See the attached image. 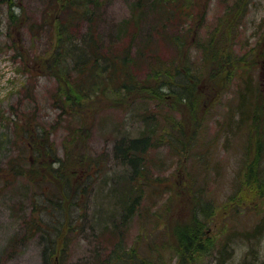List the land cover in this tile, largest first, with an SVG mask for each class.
Wrapping results in <instances>:
<instances>
[{"label": "rangeland", "instance_id": "obj_1", "mask_svg": "<svg viewBox=\"0 0 264 264\" xmlns=\"http://www.w3.org/2000/svg\"><path fill=\"white\" fill-rule=\"evenodd\" d=\"M100 1L103 4L92 10L91 20L76 21L73 32L78 30L79 37L93 29L105 51L121 50L134 40L138 77L146 76L160 58L178 64L188 55L190 70L209 83L203 93L197 90L195 107L172 96H140L127 103L92 97L67 113L55 105L57 78L40 70L41 61L56 50L55 19L46 13L50 0H0V264H45V243L29 230L33 217L41 219L33 207L37 188L27 176H10L11 163L25 162V153L26 161L31 157L17 125L49 129L58 156L67 159V173L82 174L91 158L103 163L88 203L89 218L82 222L86 230L71 229L64 247L67 262L92 264L97 246L108 245L102 250L106 253L121 236L122 243L131 247L147 228L153 242L172 238L171 223L190 215L187 204L192 205L193 189L198 198L214 204L213 222L204 234L216 235L215 245L225 249L204 254L192 264H263L264 192L257 188L259 183L248 181L246 165L258 168L257 134L264 123V115L259 127L247 119L253 115L252 100L255 105L257 94L264 97V0H146L140 7L135 0ZM46 18L50 22L45 25ZM125 22L128 26L121 27ZM171 37H177V43ZM216 37L226 40L217 59L228 52L234 56L224 71L213 63L204 65V42ZM174 120L185 125L184 152L166 140L171 137L168 121ZM142 135L151 139L143 155L147 181H154L150 189L129 179L132 168L116 149L121 140ZM247 143L252 152L246 158ZM134 198L141 201L144 213L151 210L149 216L134 213L122 219ZM258 223L262 226L253 231ZM53 230L55 237L59 228ZM57 241L63 246L60 238ZM148 241L142 238L140 255H146ZM161 251L167 256L165 264H177L178 255L170 248Z\"/></svg>", "mask_w": 264, "mask_h": 264}, {"label": "trees", "instance_id": "obj_2", "mask_svg": "<svg viewBox=\"0 0 264 264\" xmlns=\"http://www.w3.org/2000/svg\"><path fill=\"white\" fill-rule=\"evenodd\" d=\"M135 2L140 7L145 5L146 0H135ZM102 4L100 0H50L47 4L46 13L55 19L52 23L57 28V41L55 44L56 50L44 61H41L42 67H40V70L48 76L50 74V76L57 78V89L54 93L55 105L58 108H62L67 113H72L78 108L77 105L84 106L85 100L92 97L99 99L100 102H102V99H107L113 103H127L131 98L133 100L147 95L160 99L163 96L160 91L163 86L171 92H176L179 97L174 94H172V97L176 96V100L180 101L181 104H183V99L190 98L187 91L196 95L197 90L200 89L203 93L202 89L207 87L209 82L202 79V75L194 74L190 70L192 66L187 62L188 55H184L186 56L185 61H180L178 64L160 58L152 65L146 76L138 77L135 73V58L132 55L134 40L130 39V42L124 45L121 50L107 49L105 51L100 40L95 37L93 29L81 33L80 37L77 35L78 30L74 33V26L78 23L76 21L83 18L91 20L93 18L92 10L100 8ZM49 20L50 18H46L45 25L50 22ZM126 26H128L127 22L121 24V27L126 28ZM137 31H139L138 27L133 30L136 35ZM214 39L211 38L204 42L207 58V60L205 58L204 65L210 64L212 66L213 63V66H217L223 61L228 67L234 56L228 52L222 56V59H217V56H221L217 53L219 49H224L221 46L226 40L223 37L220 40L217 37ZM173 40L177 43L178 38L171 37L170 41ZM179 51L181 52L180 47ZM174 70L184 72V76L180 79H172L171 75ZM249 76H251L250 72ZM63 84L65 88H63ZM178 85H180L178 88L182 90L181 93L176 87ZM257 98L255 105L252 100V118H247L254 124V127H259L258 124H260L259 122L264 115V97L257 94ZM187 104L189 107L196 106L190 101ZM168 124L171 126L170 129H176L177 133L170 130L171 137L170 139L166 138V140L170 145L173 143V146H175L176 139L179 140L178 148L181 152H184L186 149L185 125L179 120L168 121ZM20 127L22 126L17 125L16 127L17 134H20V137L27 141L28 152L31 157L30 161H26L28 153L23 150L22 152L25 153L24 161L29 165H25V162L21 161L11 163L12 175L10 176H13L14 179L20 177V175L27 176L30 182L33 181L35 185L39 186V195L35 194L33 200L34 206L38 210L37 214L39 216L40 213L41 219L40 217L36 218L37 216L33 217L30 222L33 225L31 224L29 230L32 234L35 232V235L39 234L43 242H46L44 249L45 264H74L66 261V249L64 247L69 243L71 229L77 233L79 228L82 227V222L89 218L90 206L88 203L91 198L89 194H92L94 190L103 163L99 161V158H91L86 165H83L82 174L78 173L77 170L67 173L66 165L68 162L66 158L60 161L61 163L57 168L47 161L49 151L55 149L53 142H50L49 129L32 125L21 129ZM70 128H72L70 132H73L74 128L72 126ZM260 128L263 130L257 134V143L259 144L256 154L258 175L256 174L257 170L250 164L246 165V175L249 182L259 183L257 188H260V192H264V151L262 149L264 147V123ZM150 141L149 137L142 135L138 138L121 140L116 145L117 151L122 153L120 155L123 160L132 168L133 172L129 179L135 181L140 188L146 185L147 189H150L154 182L148 184L149 173L144 165L143 156L148 149L147 146L150 145ZM122 147L124 149L120 152L119 148ZM251 152V144L247 143L244 149L246 158L251 155ZM157 188L160 189V185ZM191 190L193 199L190 215L185 220L171 223L170 235L173 236V239L166 238L164 241H161V239L158 241L157 238L153 242L148 236V230L151 232V228H147L146 231L138 234V238H141V240H135L133 246L128 247L125 242L122 243L123 240L119 236L118 241L106 253L102 250L107 248L108 245L101 244V246L96 247L95 251L98 252L94 258L95 264H165L167 256L161 251L162 248L164 250L170 248L173 254L178 255L177 264H192L193 261L203 259L204 254H207V256L213 255L217 249L223 253L225 248L220 249L215 245L216 235L209 234V236H206L204 234L205 228L213 222L211 220L213 203L206 199L199 201L197 190ZM140 203V200L133 199L132 205L129 207L131 216H134V213H138L139 217L142 218L149 216L151 210H146L144 213L140 208ZM200 211L206 213L205 218H200ZM262 221L264 223V218H262ZM55 226L60 231L57 230L55 237H53L47 231L53 230ZM261 226L258 223L253 231ZM166 227H169V225L167 224ZM82 229L86 230L85 224ZM152 229L156 230L155 227ZM57 238H60V241L64 243L63 246L60 247ZM142 238L149 239L146 255L138 253V247L143 244ZM207 244L208 246H206ZM57 253H60L61 256L55 259L54 256ZM104 254L108 257H103ZM262 263L264 264V261Z\"/></svg>", "mask_w": 264, "mask_h": 264}, {"label": "bare ground", "instance_id": "obj_3", "mask_svg": "<svg viewBox=\"0 0 264 264\" xmlns=\"http://www.w3.org/2000/svg\"><path fill=\"white\" fill-rule=\"evenodd\" d=\"M218 66L219 67H222L223 68V71L224 70H226V68H227V65H225V63L222 61V62H220V64H218ZM219 70V69H218ZM215 72V71H214ZM184 76V72H180V71H176V70H174L173 71V74L171 75V77H172V79L173 78H175V79H180V78H182ZM177 88L178 87H180V85H178V86H176ZM178 90L180 91V93L182 92V90H180L179 88H178ZM177 89H176V91H178ZM161 94L163 95L160 99H163V98H166V97H171V96H173L172 94H174V95H176L177 97H179V95L176 93V92H171L168 88H166L165 86H163L162 88H161ZM187 94H190V98H187V99H183L182 100V102H183V104L185 105L188 101H190L193 105H197V103H198V96L197 95H195L194 93H189L188 91H187ZM197 94V93H196ZM175 96V97H176ZM176 97V98H177ZM181 97V96H180ZM176 130V129H175ZM175 130L174 129H172V131L175 133ZM187 142L185 141V144H186ZM172 146H173V143L171 144ZM178 145H179V140H177L176 139V141H175V147L177 146L178 147ZM50 153H49V155H48V157H47V161H49L50 163H52V166H54V167H59V165H60V161L61 160H63V158H60L59 156H58V154H57V151H56V149H53V150H50L49 151ZM144 165H146V164H144ZM103 171H104V168H103V166H102V169H101V171H100V173H99V177L102 175V173H103ZM99 177L97 178V181L96 182H98V180H99ZM30 182V181H29ZM150 182H148V184H149ZM30 184H32L35 188H37V191L39 192V186L38 185H35V183L33 182V181H31L30 182ZM146 184V183H145ZM161 189V188H160ZM36 191V194H38L39 195V193ZM94 191V190H93ZM93 191H92V193H93ZM162 194V193H161ZM90 195V197H92V195H91V193L89 194ZM152 197H155V195H151ZM198 200L200 201L201 200V198H198ZM35 204V203H34ZM34 204H33V207L35 208V206H34ZM189 206V208L191 207V203H189V204H187V207ZM37 209V208H36ZM158 214H160V213H158ZM122 216H123V218L122 219H127V218H131V214L129 213V208H128V210H126L125 209V211L123 212V214H122ZM60 231V230H59ZM48 232V234H51V235H53L54 234V231L53 230H48L47 231ZM160 240V238L158 239V241ZM43 241V240H42ZM44 243H46V242H44ZM103 257H108V256H106L105 254L103 255ZM96 262H94V260L92 261V264H95Z\"/></svg>", "mask_w": 264, "mask_h": 264}]
</instances>
